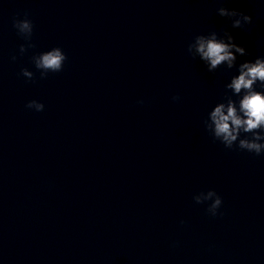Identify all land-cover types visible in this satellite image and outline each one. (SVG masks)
I'll return each mask as SVG.
<instances>
[{"label": "clouds", "instance_id": "9594fccd", "mask_svg": "<svg viewBox=\"0 0 264 264\" xmlns=\"http://www.w3.org/2000/svg\"><path fill=\"white\" fill-rule=\"evenodd\" d=\"M216 11L220 17L230 20L232 28H243L252 23V16L235 9L221 6ZM13 27L25 41H29L27 45L20 46L21 53L28 47H34L30 43L34 25L27 16L24 19H14ZM187 51L204 61L209 72L221 65L231 69L236 64L237 54L247 55L246 49L237 44L232 33L227 30L223 31L222 35L216 31H211L207 35H196L188 44ZM66 59V54L60 47H53L34 55L32 62L43 79L50 72L62 71ZM21 75L29 80L34 77V73L27 68L21 70ZM258 82L264 88V57L240 63L238 75L233 76L231 83L226 86L234 95L241 97L239 104L228 97L227 102L218 103L204 121L206 129L213 138L219 140L225 148L232 149L235 146L255 155L264 154V91L256 90L255 86ZM178 99V96L173 97V100ZM138 103H143V100ZM26 107L37 112L44 110V104L36 100L29 101ZM242 134H244L243 138H241ZM194 200L197 204L211 201L207 212L212 216L218 214V209L222 205V198L214 190L201 192L194 196Z\"/></svg>", "mask_w": 264, "mask_h": 264}]
</instances>
